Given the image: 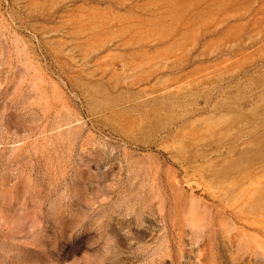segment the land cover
<instances>
[{
    "label": "rangeland",
    "instance_id": "374dc122",
    "mask_svg": "<svg viewBox=\"0 0 264 264\" xmlns=\"http://www.w3.org/2000/svg\"><path fill=\"white\" fill-rule=\"evenodd\" d=\"M0 264H264V0H0Z\"/></svg>",
    "mask_w": 264,
    "mask_h": 264
}]
</instances>
